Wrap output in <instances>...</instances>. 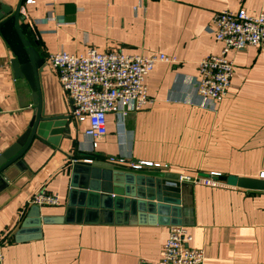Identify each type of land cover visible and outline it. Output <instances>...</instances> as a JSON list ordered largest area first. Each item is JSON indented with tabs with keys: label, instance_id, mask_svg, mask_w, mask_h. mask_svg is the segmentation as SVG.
I'll list each match as a JSON object with an SVG mask.
<instances>
[{
	"label": "crops",
	"instance_id": "crops-1",
	"mask_svg": "<svg viewBox=\"0 0 264 264\" xmlns=\"http://www.w3.org/2000/svg\"><path fill=\"white\" fill-rule=\"evenodd\" d=\"M18 0H0L15 7ZM243 7L264 13V0H36L20 9L25 35L45 57L65 51L82 54L118 49L125 54L164 53L175 63L158 61L145 77L150 98L125 116L107 113L106 134L91 148L87 123L72 116V103L57 73L41 74L47 114H71L58 145L32 141L5 171L0 191L3 264H158L171 225L153 222L146 212L138 222H106L102 213L90 222H55L63 216L74 161L110 156L152 161L167 168L143 167L196 177L182 198L192 235L188 246L204 251V264H264V190L221 184L211 172L258 177L264 170V45L230 54L234 74L219 103L198 105L194 89L197 63L217 53L211 31L213 13ZM12 52L0 33V153L27 129L35 112L25 79L15 78ZM69 128V129H68ZM68 130V131H66ZM100 157L102 159L94 158ZM129 168V167H127ZM56 192L58 205H38L40 224L22 227L29 201L38 189ZM157 216V214H154ZM121 220V221H120ZM156 221V220H155Z\"/></svg>",
	"mask_w": 264,
	"mask_h": 264
},
{
	"label": "built area",
	"instance_id": "built-area-1",
	"mask_svg": "<svg viewBox=\"0 0 264 264\" xmlns=\"http://www.w3.org/2000/svg\"><path fill=\"white\" fill-rule=\"evenodd\" d=\"M35 2L23 0L22 4L32 5ZM210 25L220 48L217 53L209 54L197 63L194 89L201 107H206L209 101L219 103L226 95L234 74L232 52L264 45L263 12L251 14L243 7L233 11L220 10L213 13ZM158 61L175 63L176 58L164 53L125 54L118 49L99 52L93 47L82 54L58 51L45 57L46 64L57 73L62 89L72 101V116L80 123H87L83 134L90 140L91 148H95L97 140L107 132V113L125 116L150 103L145 77ZM108 160L132 169L168 167L167 164L131 161L123 157L110 156ZM218 175L211 172L209 177ZM258 177L264 179V170ZM182 180L192 182L197 178L185 175ZM219 182L228 185L224 181ZM29 201L37 205L59 204L58 194L44 188L34 192ZM191 240L187 226L171 225L158 264H204V251L188 246ZM4 243L5 238L1 237L0 264H3L1 246ZM137 264L152 263L140 259Z\"/></svg>",
	"mask_w": 264,
	"mask_h": 264
},
{
	"label": "water",
	"instance_id": "water-1",
	"mask_svg": "<svg viewBox=\"0 0 264 264\" xmlns=\"http://www.w3.org/2000/svg\"><path fill=\"white\" fill-rule=\"evenodd\" d=\"M22 2L18 0L15 7L0 3V33L13 55L10 60L13 76L27 81L35 112L26 131L0 153V191L7 185L5 171L23 156L32 141L36 138L58 145L64 126L71 118V114L45 112L41 90L45 56L30 42L21 27ZM217 178L231 186L264 190V179L259 177L219 174ZM188 183L180 179L178 173L168 171L107 166L94 160L74 161L64 215L43 221L90 222L100 212L109 223L112 216L116 220L122 218L126 223L135 220L133 215L139 222L148 212L151 220L158 224L189 226L191 220L184 216V212L188 214L190 207L186 198H182ZM39 224V206L34 205L22 227L38 228Z\"/></svg>",
	"mask_w": 264,
	"mask_h": 264
},
{
	"label": "trees",
	"instance_id": "trees-1",
	"mask_svg": "<svg viewBox=\"0 0 264 264\" xmlns=\"http://www.w3.org/2000/svg\"><path fill=\"white\" fill-rule=\"evenodd\" d=\"M22 27V29H23V31H24V33H25V30H24V27L23 26H21ZM94 156V158L96 157L95 155H92V157ZM96 158H98V159H102V158H100V157H96Z\"/></svg>",
	"mask_w": 264,
	"mask_h": 264
},
{
	"label": "rangeland",
	"instance_id": "rangeland-1",
	"mask_svg": "<svg viewBox=\"0 0 264 264\" xmlns=\"http://www.w3.org/2000/svg\"><path fill=\"white\" fill-rule=\"evenodd\" d=\"M3 247H4V245L1 246V250H2V252H3Z\"/></svg>",
	"mask_w": 264,
	"mask_h": 264
}]
</instances>
